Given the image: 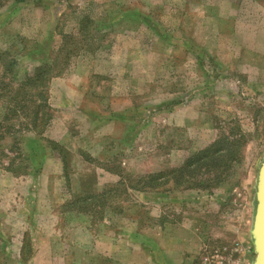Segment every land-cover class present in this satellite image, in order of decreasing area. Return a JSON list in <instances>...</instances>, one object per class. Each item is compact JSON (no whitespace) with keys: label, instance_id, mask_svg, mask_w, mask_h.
<instances>
[{"label":"rangeland","instance_id":"obj_1","mask_svg":"<svg viewBox=\"0 0 264 264\" xmlns=\"http://www.w3.org/2000/svg\"><path fill=\"white\" fill-rule=\"evenodd\" d=\"M86 15L109 26L93 31L100 47L61 65L64 36ZM0 49L18 73L42 62L60 72L48 83L49 125L19 137L39 170L0 165V264H253L264 0L3 2ZM231 133L240 144L210 187H129ZM119 181L126 193L85 211L72 203Z\"/></svg>","mask_w":264,"mask_h":264},{"label":"trees","instance_id":"obj_2","mask_svg":"<svg viewBox=\"0 0 264 264\" xmlns=\"http://www.w3.org/2000/svg\"><path fill=\"white\" fill-rule=\"evenodd\" d=\"M25 1L0 0V4L3 2L20 4ZM135 18L139 21H144L145 19V17L141 18L140 15ZM92 22L90 16L86 15L79 22L77 35L64 36L63 42L69 38V49L66 50L64 45L59 48L64 53L61 65L66 66L70 58L78 55L80 51H91L93 53L100 47L99 44H92V41L95 40L93 39V31L99 32L101 28L109 26L102 23L99 24L100 28H94ZM19 40L21 43L23 42V38L20 37ZM78 43L80 44L79 46H77ZM16 64L15 54L10 49H0V162L2 158L7 159L6 162L2 161L0 165L3 169L12 170L18 174L30 167L27 165L28 161L31 162L34 169H37L36 171L39 170V163L35 160L30 161L29 157L23 154L19 146V137L25 132L41 134L49 125L51 106L48 98V83L54 75L60 72H54L55 70L51 64L42 62L30 71L18 73V71H15ZM232 136V133L230 137L221 134L206 147L189 155L179 167L139 175L135 179L130 180L131 184L129 183V187L144 191L147 188L163 186L169 182H172L176 187L185 189L210 187L212 181L214 183V178H211L212 174L210 172H214L215 179H218L221 175L219 174V169L223 168L222 165H225L222 158L225 156L230 157L233 149L240 144V137L234 138ZM6 139L9 142L3 148L2 143ZM232 157L233 160L236 158L235 155ZM16 158H20V160L16 162ZM62 159H64V156ZM85 160L91 161L89 157L85 158ZM63 163L66 164V160H63ZM107 169L111 170L110 168ZM113 171H115L114 168ZM122 184L124 182L119 181L115 187H110L100 192L88 191L86 194L81 193L75 197L72 203L81 204L83 202L85 204L97 198L103 199V202L111 194L120 195L121 192L126 193L127 190L125 192V189L120 191L117 189ZM79 208L85 211L84 205L81 204ZM25 247L26 245L24 244L23 248ZM23 254L22 256L24 257L25 254Z\"/></svg>","mask_w":264,"mask_h":264},{"label":"water","instance_id":"obj_3","mask_svg":"<svg viewBox=\"0 0 264 264\" xmlns=\"http://www.w3.org/2000/svg\"><path fill=\"white\" fill-rule=\"evenodd\" d=\"M255 258L253 264H264V158L255 183V207L250 229Z\"/></svg>","mask_w":264,"mask_h":264},{"label":"crops","instance_id":"obj_4","mask_svg":"<svg viewBox=\"0 0 264 264\" xmlns=\"http://www.w3.org/2000/svg\"><path fill=\"white\" fill-rule=\"evenodd\" d=\"M221 7H223V6L221 5Z\"/></svg>","mask_w":264,"mask_h":264}]
</instances>
